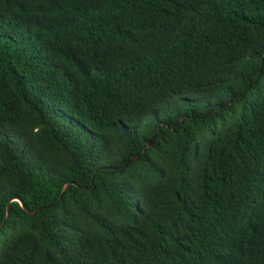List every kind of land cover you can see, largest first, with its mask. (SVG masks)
<instances>
[{"label": "trees", "instance_id": "1", "mask_svg": "<svg viewBox=\"0 0 264 264\" xmlns=\"http://www.w3.org/2000/svg\"><path fill=\"white\" fill-rule=\"evenodd\" d=\"M0 264H264V0H0Z\"/></svg>", "mask_w": 264, "mask_h": 264}, {"label": "water", "instance_id": "2", "mask_svg": "<svg viewBox=\"0 0 264 264\" xmlns=\"http://www.w3.org/2000/svg\"><path fill=\"white\" fill-rule=\"evenodd\" d=\"M152 143H153V141H152V139H150L147 145L149 146V145H151ZM68 185H69V182L66 183V184L63 186V189H62V192H61V195H60V198H59V199H61V197H62L63 194L65 193V191H66ZM12 200H17V201L20 203V205H21L26 211L29 212L28 208L25 207V205H24V203H23V201H22L21 199L16 198V197L11 198V199H9V200L7 201V203H6V213H5L4 221H5V220L8 218V216H9V213H10V207H9V205H10V202H11Z\"/></svg>", "mask_w": 264, "mask_h": 264}]
</instances>
